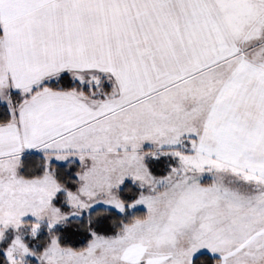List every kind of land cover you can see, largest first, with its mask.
<instances>
[{
  "label": "snow or ice",
  "instance_id": "snow-or-ice-1",
  "mask_svg": "<svg viewBox=\"0 0 264 264\" xmlns=\"http://www.w3.org/2000/svg\"><path fill=\"white\" fill-rule=\"evenodd\" d=\"M0 264H264V0H0Z\"/></svg>",
  "mask_w": 264,
  "mask_h": 264
}]
</instances>
